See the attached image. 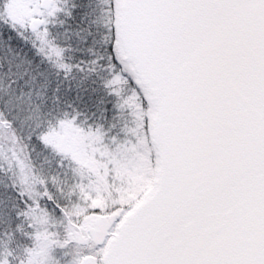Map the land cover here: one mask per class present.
Instances as JSON below:
<instances>
[{"label": "snow or ice", "instance_id": "snow-or-ice-1", "mask_svg": "<svg viewBox=\"0 0 264 264\" xmlns=\"http://www.w3.org/2000/svg\"><path fill=\"white\" fill-rule=\"evenodd\" d=\"M0 264H264V0H0Z\"/></svg>", "mask_w": 264, "mask_h": 264}]
</instances>
